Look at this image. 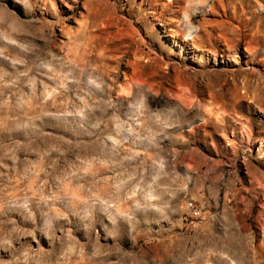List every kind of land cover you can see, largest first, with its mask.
Instances as JSON below:
<instances>
[{
	"label": "rangeland",
	"instance_id": "1",
	"mask_svg": "<svg viewBox=\"0 0 264 264\" xmlns=\"http://www.w3.org/2000/svg\"><path fill=\"white\" fill-rule=\"evenodd\" d=\"M0 264H264V0H0Z\"/></svg>",
	"mask_w": 264,
	"mask_h": 264
}]
</instances>
